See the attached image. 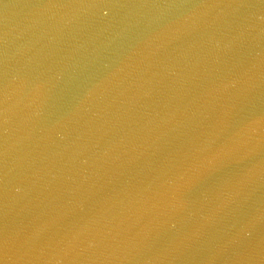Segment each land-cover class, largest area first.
<instances>
[{
  "label": "water",
  "instance_id": "95a60500",
  "mask_svg": "<svg viewBox=\"0 0 264 264\" xmlns=\"http://www.w3.org/2000/svg\"><path fill=\"white\" fill-rule=\"evenodd\" d=\"M0 264H264V0H0Z\"/></svg>",
  "mask_w": 264,
  "mask_h": 264
}]
</instances>
